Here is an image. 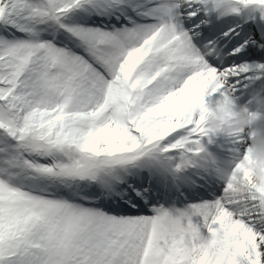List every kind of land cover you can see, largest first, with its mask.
Here are the masks:
<instances>
[{
	"label": "snow or ice",
	"instance_id": "obj_1",
	"mask_svg": "<svg viewBox=\"0 0 264 264\" xmlns=\"http://www.w3.org/2000/svg\"><path fill=\"white\" fill-rule=\"evenodd\" d=\"M242 80L264 0H0V264H264V184L207 148Z\"/></svg>",
	"mask_w": 264,
	"mask_h": 264
},
{
	"label": "clouds",
	"instance_id": "obj_2",
	"mask_svg": "<svg viewBox=\"0 0 264 264\" xmlns=\"http://www.w3.org/2000/svg\"><path fill=\"white\" fill-rule=\"evenodd\" d=\"M225 75L221 73V76ZM222 82L226 84L227 80ZM249 95V101L243 105H238L234 98L220 105L206 121L213 134L222 133L229 123L236 130L250 134V151L243 156L233 154L215 173L216 179L227 182L232 191L239 194L248 191L250 183L264 184V87L253 88ZM196 239V251L213 250V241L208 235L199 233Z\"/></svg>",
	"mask_w": 264,
	"mask_h": 264
},
{
	"label": "bare ground",
	"instance_id": "obj_3",
	"mask_svg": "<svg viewBox=\"0 0 264 264\" xmlns=\"http://www.w3.org/2000/svg\"><path fill=\"white\" fill-rule=\"evenodd\" d=\"M242 81H245V80H242ZM247 81L253 82L255 80H247ZM260 81H263V80H260ZM237 86L236 88L238 89ZM234 99L236 101V98ZM213 107H215V105H213ZM244 135L245 137H248L249 133L245 132ZM209 144H213L214 147L211 149ZM247 145H250L249 139H247V144L245 145V147H247ZM237 147L239 146L233 143V138L224 133H220L218 135L213 136L212 142L207 144L208 151L211 152L221 164L223 161L232 158L233 154H235V148ZM242 155H243V149H241V156Z\"/></svg>",
	"mask_w": 264,
	"mask_h": 264
},
{
	"label": "rangeland",
	"instance_id": "obj_4",
	"mask_svg": "<svg viewBox=\"0 0 264 264\" xmlns=\"http://www.w3.org/2000/svg\"><path fill=\"white\" fill-rule=\"evenodd\" d=\"M212 147H213V146H212ZM218 183L220 184L221 187H223V182L220 181V182H218Z\"/></svg>",
	"mask_w": 264,
	"mask_h": 264
}]
</instances>
